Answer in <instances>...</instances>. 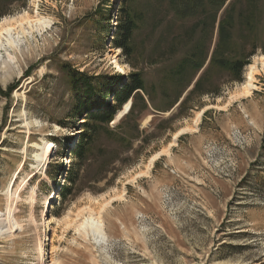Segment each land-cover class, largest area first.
I'll return each mask as SVG.
<instances>
[{
    "label": "rangeland",
    "instance_id": "374dc122",
    "mask_svg": "<svg viewBox=\"0 0 264 264\" xmlns=\"http://www.w3.org/2000/svg\"><path fill=\"white\" fill-rule=\"evenodd\" d=\"M256 1L226 0L212 24L209 12L179 19L168 0H131L136 28L123 50L113 41L124 0H0V20L36 8L52 19L22 43L20 73L13 66L0 80V214H11L1 225L0 264H264V71L249 98L229 101L248 64L264 54V0ZM223 17L232 19L246 64L238 77L212 67L193 88ZM197 46L201 69L171 80ZM68 66L90 76L139 72L151 98L141 92L147 110L138 99L129 116H114L109 127L121 139L104 130L95 136L70 194L66 177L84 127L69 118ZM204 106L197 130L179 135L169 155L137 176ZM42 139L54 146L35 168L33 143ZM120 193L124 199L102 213L107 238L95 241L79 224Z\"/></svg>",
    "mask_w": 264,
    "mask_h": 264
},
{
    "label": "trees",
    "instance_id": "16d2710c",
    "mask_svg": "<svg viewBox=\"0 0 264 264\" xmlns=\"http://www.w3.org/2000/svg\"><path fill=\"white\" fill-rule=\"evenodd\" d=\"M125 4L120 8L121 13L119 20L117 21V27L115 28L116 37L114 38V46L123 50L130 49L131 39L136 28V20L132 12L129 11L128 2L131 0H124ZM226 0H168V4L172 13L179 19H186L188 17H198L201 13L205 14L209 12L211 15L212 24L216 21L217 12L224 5ZM252 7L257 6L256 0H248ZM112 7V6H111ZM232 19L230 17H223L218 24L219 34L217 44L210 56V61L205 72L194 83L193 88H197L200 85L201 80L205 76L206 71L214 67L217 70L230 73L232 77H238L242 68L246 64V58L242 53V49H235V42L230 34L232 29ZM202 50L200 46H197L190 52L186 59H184L178 69L171 71V80L183 79L188 70L191 69L195 73L201 69L205 61V56L201 58ZM67 81L70 91L72 92L73 102L71 104V111L69 118L72 122L78 123L82 121V139L78 141L77 146L74 149V162L71 168V174L67 175L69 188H67V194H70L69 190L73 184L76 183L78 174V164L85 159L88 146L92 143L96 135L101 130L107 132L110 137L121 139L114 134L115 131L109 127L113 122L116 113L122 109V105L132 100L129 113L120 118V121L129 116L135 109L136 100L141 101V105L144 110L148 109V105L144 98L141 96V92L150 96L146 90V82L144 77L136 71L129 72L128 75L122 76L120 74H108L103 73L98 76H90L86 72H79L76 69L67 67ZM192 80V79H191ZM189 80L183 86V90L178 94L173 106L180 100L182 93L190 85ZM113 97V102H109L108 98ZM181 103V101L179 102ZM116 125L115 127H117ZM49 177L55 180V176L49 173ZM258 264H263L259 263Z\"/></svg>",
    "mask_w": 264,
    "mask_h": 264
},
{
    "label": "bare ground",
    "instance_id": "6f19581e",
    "mask_svg": "<svg viewBox=\"0 0 264 264\" xmlns=\"http://www.w3.org/2000/svg\"><path fill=\"white\" fill-rule=\"evenodd\" d=\"M35 3L39 0H32ZM38 5V4H37ZM52 19L40 15L37 11V8L34 13H29L27 10L21 11V13L13 16H6L0 20V72L4 73V78L0 79L3 83L10 79L11 67H16L20 73V57L22 56L21 45L23 42H28L29 38H34L36 33H40L51 26ZM109 56V55H108ZM113 61L114 67L117 71L122 70V66L118 61H116L115 56H110ZM16 69V70H17ZM264 71V54L254 56L253 61L248 64L246 67V73L243 82L239 85L234 93L229 97V101L234 100V98H249L252 92L258 89L257 86V76H259ZM219 106V105H218ZM130 102L124 104V108L120 109L116 115L114 121L120 119L123 115L127 114L130 110ZM209 106H204L203 109L197 112L194 117L193 125H186L178 129L171 140L165 147L161 148L160 151L153 154L148 163V168L146 172H140L137 176L146 175L150 167V164L153 163L156 159L160 158L161 155H169L171 147L176 144L177 138L179 135L197 130V126L201 121V116L204 112V109ZM219 108V107H218ZM117 122V121H116ZM42 144L39 145L37 142L33 143L34 147L37 149L34 152V160L37 167H44L45 164L49 161V155L53 150V142L47 139H42ZM26 149H23L25 153ZM21 167V166H20ZM21 169V168H20ZM135 178V177H133ZM8 191V190H7ZM124 191V189H123ZM124 193L117 194L113 196L110 200L106 201L104 204L99 206L97 209H93L87 217L83 218V221L79 224V227L82 228L86 235L90 234L92 238L96 241L103 242L107 238L105 231V226L102 220V213L106 206H108L113 200L124 199ZM8 195V194H7ZM55 196V195H54ZM52 201L53 196L49 197ZM5 218L3 214H0V230L1 225L5 220H10V208L7 210ZM13 222V221H12ZM8 223V222H7ZM51 264H57L53 259Z\"/></svg>",
    "mask_w": 264,
    "mask_h": 264
}]
</instances>
